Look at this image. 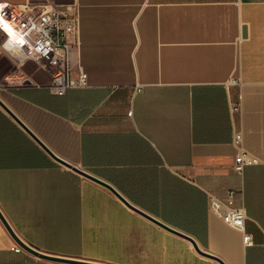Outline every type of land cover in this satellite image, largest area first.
<instances>
[{"label":"crops","instance_id":"crops-1","mask_svg":"<svg viewBox=\"0 0 264 264\" xmlns=\"http://www.w3.org/2000/svg\"><path fill=\"white\" fill-rule=\"evenodd\" d=\"M45 1L78 12L71 63L86 85L52 93L22 70L31 59L0 29V99L58 156L225 264H264V0ZM241 152L252 161L238 173ZM232 188L241 190L234 203L246 210L248 245L208 206L210 194ZM0 211L47 254L221 264L55 161L2 106ZM0 264L67 263L30 254L0 219Z\"/></svg>","mask_w":264,"mask_h":264},{"label":"built area","instance_id":"built-area-1","mask_svg":"<svg viewBox=\"0 0 264 264\" xmlns=\"http://www.w3.org/2000/svg\"><path fill=\"white\" fill-rule=\"evenodd\" d=\"M0 17L9 25L11 31L0 29L14 46L23 51L33 61L50 65L58 71L47 84L50 91L64 95L69 89L86 85L87 74L80 69L78 76L72 69L71 51L79 26V15L71 7L60 8L49 1L37 2L26 0L20 4L0 2ZM17 35L14 37L13 35ZM236 82V79H232ZM234 109L237 107L234 105ZM130 114V113H129ZM241 133H236L235 143L241 142ZM252 160L241 152L235 158L234 168L241 173L244 165ZM241 193L240 189L227 191L225 198L209 195L210 211L227 224L243 231L246 245L252 243L253 235L245 231L247 213L244 206H237L234 199Z\"/></svg>","mask_w":264,"mask_h":264},{"label":"water","instance_id":"water-1","mask_svg":"<svg viewBox=\"0 0 264 264\" xmlns=\"http://www.w3.org/2000/svg\"><path fill=\"white\" fill-rule=\"evenodd\" d=\"M0 106H2L9 114L12 118L15 119V121L58 163L72 169L73 171H75L76 173L91 179L103 186H105L106 188H108L111 192H113L120 200H122L128 207H130L131 209H133L134 211L138 212L139 214H141L142 216L148 218L149 220H151L152 222L158 224L159 226L163 227L164 229L175 233L185 239H187L188 241H190L193 245V247L195 248V250L204 256L213 258L217 261H219L221 264H225V262L220 259L219 257H217L216 255H213L205 250H203L197 243V241L191 237L190 235L175 229L174 227H171L170 225L160 221L159 219H157L156 217H154L153 215L143 211L142 209L132 205L119 191H117L110 183L96 177L95 175H92L90 173H88L86 170L82 169L81 167L74 165L70 162H68L67 160L63 159L62 157L58 156L54 151H52L3 101L2 99H0ZM0 219L3 222V224L5 225V227L7 228L8 232L11 234V236L14 238V240L17 242L18 245H20L24 250H26L27 252H29L30 254L42 258V259H46L49 261H54V262H60V263H67V264H108V263H103V262H97V261H91V260H84V259H78V258H71V257H65V256H59V255H52V254H47V253H43L38 251L37 249L31 247L30 245H28L27 243H25L22 239H20V237H18V235L15 233V231L12 229V227L10 226V224L8 223V221L6 220V218L4 217L3 213L0 211Z\"/></svg>","mask_w":264,"mask_h":264},{"label":"rangeland","instance_id":"rangeland-1","mask_svg":"<svg viewBox=\"0 0 264 264\" xmlns=\"http://www.w3.org/2000/svg\"><path fill=\"white\" fill-rule=\"evenodd\" d=\"M25 0H21L19 3L24 2ZM37 2H44L45 0H34ZM56 2V0H55ZM17 4V3H14ZM5 41V38L3 37V34L0 32V44L3 43ZM16 51V55L22 54L23 57H25V53L23 51H21L20 49H14V52ZM4 66L0 65V88L6 86V82L4 81L3 78H1V72L4 70ZM22 70H25L26 72H28L29 74H32L34 77H42L41 80L40 78H36L37 80H39V82H51L52 77L54 76V74L58 71H55L50 65H44L43 63H38L35 62L33 60H29L27 61L25 64L22 65ZM38 82V83H39ZM48 84V83H47ZM1 91V90H0Z\"/></svg>","mask_w":264,"mask_h":264},{"label":"snow or ice","instance_id":"snow-or-ice-1","mask_svg":"<svg viewBox=\"0 0 264 264\" xmlns=\"http://www.w3.org/2000/svg\"><path fill=\"white\" fill-rule=\"evenodd\" d=\"M0 27H2L5 32L11 31L10 27L3 21L2 17H0Z\"/></svg>","mask_w":264,"mask_h":264},{"label":"bare ground","instance_id":"bare-ground-1","mask_svg":"<svg viewBox=\"0 0 264 264\" xmlns=\"http://www.w3.org/2000/svg\"><path fill=\"white\" fill-rule=\"evenodd\" d=\"M6 24H7V23H6ZM8 26H9V25H8ZM13 36H14V37H17V35H15V34H14Z\"/></svg>","mask_w":264,"mask_h":264}]
</instances>
